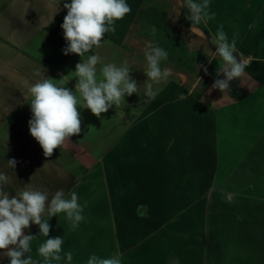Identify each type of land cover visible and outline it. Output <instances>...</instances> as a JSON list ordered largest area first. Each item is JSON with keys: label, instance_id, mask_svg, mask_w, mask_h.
<instances>
[{"label": "rangeland", "instance_id": "374dc122", "mask_svg": "<svg viewBox=\"0 0 264 264\" xmlns=\"http://www.w3.org/2000/svg\"><path fill=\"white\" fill-rule=\"evenodd\" d=\"M211 1L215 6L225 5L224 0ZM227 2L229 8L206 25H192L185 18L184 0H127L130 12L115 22V30L104 34L103 42L92 52L105 63L127 61L130 75L139 85L138 96H126L113 111L108 109L100 116L77 107L80 132L49 156L29 134L27 121L23 123L27 130L21 124L0 122V171L8 177L10 197L22 187L67 192L72 184L69 175L75 172L79 176L96 158L104 164L113 157L119 161V210L115 207L118 196L112 193L108 201L98 180H85L74 188L78 202L87 204L79 227L69 230L63 214L49 219V236L63 238L61 261L53 264H63L64 251L72 252V264H85L92 253L106 257L116 252L122 264H264V97L251 96L258 87L246 72L237 83L230 81L223 92L212 88L214 79L222 78L212 72L215 60L204 59L198 79L197 66L190 67L192 59L201 58L192 54L193 45L201 43L203 48L215 50L217 26H222L229 40H235V49L251 57L255 50L264 63V26L258 25L264 19V0ZM32 5L27 13L32 12L33 25L23 23L19 7L0 5V39H8L12 53L18 54L26 32L27 39H32L29 47L58 58L51 73L55 77L50 78H61L73 90L72 71L80 57L61 51L66 42L60 24L67 10L56 0H34ZM249 21L254 22L250 29ZM183 33L188 38L176 39ZM151 44L172 48L170 60L189 65L184 74L177 70V63L170 69L188 90L169 77L158 83L148 81L157 91L146 100V65L137 64L131 54H140ZM6 52L8 48L0 41V56L8 58ZM25 58L20 61L12 56L9 65L0 60L1 70H8L0 76V118L17 113L21 120L31 117L27 104L31 85L22 72L39 67L40 62L35 55ZM238 58L247 67L254 62L243 55ZM260 71L263 68L251 76ZM25 86L28 88L20 91ZM233 92H247L248 98H231ZM258 93L264 96V85L255 91ZM8 159L17 161L14 169ZM23 231L38 235V226L30 223ZM44 239L36 236L31 242L33 259H41L35 249ZM7 259L0 256V264H7Z\"/></svg>", "mask_w": 264, "mask_h": 264}, {"label": "clouds", "instance_id": "9594fccd", "mask_svg": "<svg viewBox=\"0 0 264 264\" xmlns=\"http://www.w3.org/2000/svg\"><path fill=\"white\" fill-rule=\"evenodd\" d=\"M210 0H184L187 9L186 19L192 25L207 24L215 16L209 11ZM63 3L66 14L60 24L66 42L61 49L65 55L76 54L80 61L75 64V87L69 90L60 79L44 75L37 70L36 79L28 89L30 100L27 103L31 117L27 121L28 132L38 143L45 156L54 148L61 147L66 140L80 132L81 118L77 107L90 110L100 116L111 107H117L126 96H138L139 85L130 75L131 68L127 61L119 64L103 61L92 52L103 40L104 34L114 31L115 22L130 12L127 0H56ZM155 29H153V32ZM215 50H211L208 61L219 58L222 66L216 72L222 78L214 79L212 88L225 92L233 78H240L246 68V61L234 56L235 40H229L222 26H218L213 40ZM91 50V54L89 51ZM146 64L144 74V97L150 100L156 95L151 83L165 80L170 72L161 67L168 58V52L155 44L142 49ZM87 54L86 59H81ZM99 65V67H97ZM207 70L205 69V72ZM56 81V82H54ZM14 169L17 161L8 159ZM8 177L0 171V256H6L7 264H53L61 261L62 236H49V219L63 214L69 230L75 231L85 219L83 210L86 202H78L75 191L65 192L57 188L54 192L33 187L15 189V195L9 196L6 190ZM30 223L38 226V235L26 234ZM36 236L46 239L35 251L40 260L30 255L31 242ZM70 251L63 252V264H72ZM85 264H122L118 252L111 256L100 257L95 253L88 256Z\"/></svg>", "mask_w": 264, "mask_h": 264}, {"label": "crops", "instance_id": "0c3cea01", "mask_svg": "<svg viewBox=\"0 0 264 264\" xmlns=\"http://www.w3.org/2000/svg\"><path fill=\"white\" fill-rule=\"evenodd\" d=\"M33 1L34 0H30L29 3H27V0H4V1L2 0V1H0V5L6 4V7H8L9 9H11L13 4L16 6V9H17V7H19L20 11H22L21 12L22 13V17L25 20V22H23V23L30 25V21H31V25H33L34 21L31 19V17H29V16H32V15H30L32 12H30L29 15L27 13V10L31 9L30 7L33 6L32 5ZM211 2L212 1L210 0V2H209L210 3L209 11L210 12H214L216 17H218L221 12L225 11L226 8H229V4H228L227 0H224L225 5H223L222 7L221 6H215ZM41 7L42 6H40L39 9H42ZM237 8L238 9H243L244 6H237ZM32 10H35V9L32 8ZM262 11L264 12V9ZM218 22L223 24L222 21H218ZM253 23H254L253 21L247 22L248 29L251 28ZM258 25L264 26V19L262 20V22H259ZM213 26H214V24H213ZM215 30H217V28H215ZM184 33H186V29L184 30ZM184 33L181 34L179 37H178V35H179L178 34L176 39L181 40L183 38H188V37H186L184 35ZM209 33H211V31ZM57 34L58 35L56 36V38H59L60 35H59V33H57ZM192 35L195 36V37L199 36V38L200 37L204 38L203 36H201V35H199L197 33H192ZM134 37H139V36H134ZM23 39L24 40L20 41L21 44H19V46H18V51H17L18 54L14 53V52L12 53V50H11L12 43L8 39H6V38L0 39V41L4 45H6V47L8 48V53L7 52L6 53H7V55H9L8 58L5 55L0 56V60H4V62L7 63V65H9L10 59L12 58V56H14L15 58H18L20 61H22L23 59L24 60L27 59V58H25L26 55L30 56L31 58H33V55L38 57L40 63L37 60H35V59H34V61H35L36 64H38V63L40 64L39 67L35 66V67L30 68V70L27 69V70H24L22 72V73L25 72V74L28 75V79L30 81V83L28 85H31L35 81L36 76L34 74L36 73L37 70L44 71V74L46 73L47 76L49 75V77L50 76L55 77L51 73H54V71L56 70L54 64L58 61V58H57V60H55V55L53 53H51V52L42 53L39 50L35 51V49L33 47H31V46L29 47L30 41H32V39H27L26 32H25V37ZM52 39H54L53 36H52ZM107 39L109 40L108 37H107ZM243 41H239V43L241 44ZM198 46H200V47H198ZM1 47L3 48V46H1ZM193 47L195 49L192 50V54L194 56L200 55V57H201V58H198L199 60L192 59L193 61L191 62V65H190L191 68H194V67L197 66V68H196L197 76L196 77L198 79V78L201 77L200 76V73H202L201 69L204 68L203 61H204V59L208 60L207 57L211 55V51L203 48V45H201V43L199 45H197V46L193 45ZM235 47H236V45H235ZM250 47H254V46L251 45ZM191 48L192 47H190V50H191ZM163 49H165L168 52V58H167L166 61L161 63L162 69L163 68H167L169 70L170 75L168 77H169L170 81L177 82L183 90H188L189 88H187L188 86H186L184 84V81H180V79H178V76H176V75H174L175 76L174 77L172 70L170 71V69L173 67V65H174V67H176L175 64L177 63L175 60H174V62H172L173 60H170V57L173 54V52H172L173 49L172 48L166 49L165 46H164ZM187 51H188L187 49L184 50V52H187ZM235 51H236V53H234V54H236L237 57H240V55H243L244 58L249 57V60H251V61L253 60L254 61V62H252L251 66L247 67V65H246L245 72L250 75V78H251V81L253 83V86L258 87V89L254 90V93L251 96L254 97V98H263L264 96L262 94L261 95L259 93L255 94V91H259L260 89H263V85H264L263 84V82H264V71H260L257 76H254V75H253V77L251 76V73L252 72H254V73L258 72L260 67L263 68V70H264L263 60H261V59H259L257 57V55L255 54V50L253 51V56L252 57L250 55H247V53H245V54L241 53V50H239V49H235ZM131 57H132L133 60L136 61L137 64L142 62L144 65H146L145 61H144V58H143V53L139 54V53L133 51L132 54H131ZM214 63L215 64H213V66H212V69H213L212 72H217V69L220 66V64L222 63V61L218 58V60L216 59ZM177 64H179L178 68H180V69H177V70L182 71L183 74H184L185 71H188V69H189L188 66L189 65H187L186 63H182L181 62V63H177ZM206 70H207L206 71L207 73L211 72L208 69H206ZM6 72H8L7 69H6V71H4V70L2 71L1 68H0V76L4 75ZM185 79L187 80L186 77H185ZM233 79L237 83V78H233ZM256 79H258L260 82L255 85L254 82H255ZM197 82L198 81H196V83ZM232 83H233V85L236 84L235 82H232ZM195 84H192L193 88L195 87L194 86ZM26 88H28V86L21 87L19 89H20V91H24ZM242 90H245V88L244 89L242 88L241 92H242ZM246 93H244L243 95H240V94L239 95H235V93L233 92V94H232L233 97H231V98H236V99L241 98L242 99L243 96L247 97ZM250 94L251 93L249 92V95ZM22 105H24V103ZM109 110L113 111L112 107L109 108ZM22 111H23V108H22ZM17 114L18 115H13V114H8L7 115V114H5V118L1 117L0 118V122H2L3 124H5V123H8V124L14 123V124H17L18 127H20L19 125L21 124L22 128L24 130H27L23 123H25L24 121H28L29 119L27 118V116H26V118H24V120L18 119L19 113H17ZM17 121L20 122V123H18ZM106 123H109V122H106ZM19 130H20V128H19ZM107 161L109 162V164H104V162H101L98 158H96L95 160L90 162V166L88 168L86 166V170H84V168H82V173L79 176H76L75 172L71 173L69 175V180L72 181L70 190L74 191V188L77 185H79L82 182H84L85 180H91V181L98 180L100 182L101 186H103L106 200L110 201V196H111L112 193H113V195L115 194L116 196H118V200H117L118 203H116L115 207L119 210V192H118L119 191V168H118L119 167V161L115 157H113V159H108ZM100 162H101V167L98 165ZM73 178H75V179L72 180ZM107 206H108V209H109L110 208L109 204H107ZM105 207H106V203H105ZM258 263H259V261H258Z\"/></svg>", "mask_w": 264, "mask_h": 264}]
</instances>
